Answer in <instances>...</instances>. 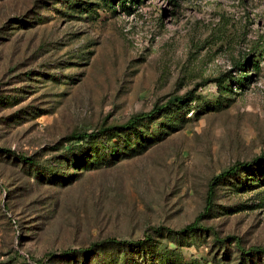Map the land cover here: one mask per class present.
Returning <instances> with one entry per match:
<instances>
[{
    "label": "rangeland",
    "instance_id": "374dc122",
    "mask_svg": "<svg viewBox=\"0 0 264 264\" xmlns=\"http://www.w3.org/2000/svg\"><path fill=\"white\" fill-rule=\"evenodd\" d=\"M174 96L178 113L64 161L70 134ZM263 153L264 0H0V264H141L63 252L144 235L164 249L152 264H264V170L204 211L214 176ZM199 214L214 234L152 231Z\"/></svg>",
    "mask_w": 264,
    "mask_h": 264
},
{
    "label": "trees",
    "instance_id": "16d2710c",
    "mask_svg": "<svg viewBox=\"0 0 264 264\" xmlns=\"http://www.w3.org/2000/svg\"><path fill=\"white\" fill-rule=\"evenodd\" d=\"M190 101L192 100H189V102ZM186 103H187V100L185 99V97H178V96L170 97L164 103L155 104L149 111L140 112V113L132 115L122 125H119V126L104 125L91 132L72 133L66 138V141H68L69 143H74V145H72L71 148L66 151L67 154H69V156L66 157L64 161L70 163L74 159L75 165L78 163L80 164L85 158L83 157L84 152L87 151V154L92 153L94 146L97 143L99 145H108L110 141L106 142L105 139L110 138L112 136L119 135V134H126V133H131L134 131L135 133L141 134V131H137L138 128L142 127L145 124L150 125L158 121L163 115L173 113L175 110H177L176 112L178 113V110L181 109L182 106H185ZM119 152L120 151L117 150V152H114V155L115 154L117 155V153ZM128 153H131V152H128ZM78 156H81V159H78ZM132 156H133L132 154H129L124 157H132ZM32 160L33 159L29 157H23V156L19 157L20 162L28 164L29 166L33 165ZM260 167L262 169H260ZM256 169L259 172L264 170V153L249 161L237 162L233 164L232 166H230L229 168H227L226 170L222 171L217 176H214L210 180V183L208 186L206 206L204 208V211L209 208L208 204L211 199V192L215 186H219L224 181H226L228 178H231V177L235 178L237 175L243 172L246 175H253L254 173H256ZM37 170H38V167L35 168V171ZM201 217H202V214L201 215L199 214L191 223H189L188 225L178 230H173L168 227L159 226V227L153 228L152 231L155 233L162 232L161 234L164 235L163 237H169L173 241H177V242L179 240H183L190 236H196L198 234H202L203 232L204 233L210 232L214 234L211 228H206L199 224ZM228 239H234V241L237 242L236 238L234 237L233 238L227 237L223 240H219V242L222 243L223 241H226ZM157 244L158 243L156 242L154 243L151 240V237L149 235H144L142 239H138L135 241L117 240L115 238H108L88 248H78L74 250H66L63 252V256H70L72 259H76V257H83L85 259L88 256L97 254V252L100 253L104 250H107L109 247L110 249L119 247V248H126L129 250L136 251V253L139 255V259L140 257L144 258L143 260L139 261V263L152 264L151 262H152L153 256L157 254H158L157 256H160V252L164 250L163 248H158ZM237 249L240 251L242 258L250 257V251L241 250L239 248V245L237 246ZM150 254L151 256L148 257V255ZM251 255L253 256L254 254H251ZM51 256L53 257V255ZM58 257L62 258V256H56L55 258H58ZM112 258L115 260L114 256H112ZM72 259H68V260H72ZM124 263L125 262L121 261L120 264H124ZM131 263L136 264L135 262H130L129 264Z\"/></svg>",
    "mask_w": 264,
    "mask_h": 264
}]
</instances>
